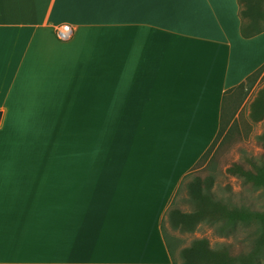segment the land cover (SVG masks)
<instances>
[{
  "label": "crops",
  "instance_id": "0c3cea01",
  "mask_svg": "<svg viewBox=\"0 0 264 264\" xmlns=\"http://www.w3.org/2000/svg\"><path fill=\"white\" fill-rule=\"evenodd\" d=\"M241 27L239 0H0V264H175L165 214L264 66Z\"/></svg>",
  "mask_w": 264,
  "mask_h": 264
},
{
  "label": "trees",
  "instance_id": "16d2710c",
  "mask_svg": "<svg viewBox=\"0 0 264 264\" xmlns=\"http://www.w3.org/2000/svg\"><path fill=\"white\" fill-rule=\"evenodd\" d=\"M239 14L244 38L251 39L264 32V0H239ZM263 73L264 66L249 76L241 85L225 93L219 133L191 173L183 179L165 214L162 231L175 264H264V211L257 210L253 204L245 203L246 201L239 204L231 198L228 200L219 198L213 191L215 181L212 176L188 181L192 173L205 162L225 134L231 121L228 119L231 106L238 102L239 97L242 96L241 100H243V96H246L256 85ZM251 115L255 122L264 120V88L259 91L252 104ZM258 139L264 144V135ZM252 166L253 170H246L243 166L235 164L228 171L243 180L246 187L250 186L264 194V161L262 163L252 162ZM182 187H186L189 191V202L193 207L191 212H182L173 207L174 200ZM166 219L173 231L193 233L204 224L210 226L215 235L224 240L229 238L237 240L245 235L244 241H250V244L247 243L250 250L235 253L234 245L227 242L213 247L208 238L196 239L189 247L182 249L181 240L167 231Z\"/></svg>",
  "mask_w": 264,
  "mask_h": 264
},
{
  "label": "rangeland",
  "instance_id": "374dc122",
  "mask_svg": "<svg viewBox=\"0 0 264 264\" xmlns=\"http://www.w3.org/2000/svg\"><path fill=\"white\" fill-rule=\"evenodd\" d=\"M264 88V73L259 78L256 85L246 94L239 97L238 102L231 106L228 124L225 134L217 143L209 157L196 169L190 178L191 182L195 178L206 179L209 176L214 178L213 191L219 198L225 200L233 199L241 204L243 201L253 204L257 210L264 211V194L254 190L250 186H245L243 180L229 173V169L235 164L243 166L246 170H253L252 162L262 163L264 161V144L258 139L264 135V120L255 122L252 118V104L257 98L259 91ZM240 100V101H239ZM78 154H71V159H77ZM173 207L182 212H191L193 207L189 202V191L182 187L177 194ZM165 227L168 232L181 240V248L189 247L193 241L199 238H208L213 247H217L223 242L234 245V252H248L250 247L244 241L245 235L235 240L233 238L221 239L215 235L214 230L208 225H200L193 233L173 231L168 219ZM244 234V231H242ZM246 232V231H245ZM246 234V233H245ZM177 260L178 259L177 257Z\"/></svg>",
  "mask_w": 264,
  "mask_h": 264
},
{
  "label": "built area",
  "instance_id": "2783aa9c",
  "mask_svg": "<svg viewBox=\"0 0 264 264\" xmlns=\"http://www.w3.org/2000/svg\"><path fill=\"white\" fill-rule=\"evenodd\" d=\"M56 36L62 42L70 41L74 36V29L69 24H64L56 29Z\"/></svg>",
  "mask_w": 264,
  "mask_h": 264
},
{
  "label": "water",
  "instance_id": "95a60500",
  "mask_svg": "<svg viewBox=\"0 0 264 264\" xmlns=\"http://www.w3.org/2000/svg\"><path fill=\"white\" fill-rule=\"evenodd\" d=\"M1 115H2V114H1V112H0V120H1Z\"/></svg>",
  "mask_w": 264,
  "mask_h": 264
}]
</instances>
